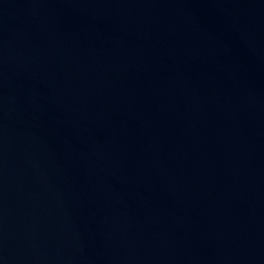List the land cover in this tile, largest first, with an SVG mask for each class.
Returning a JSON list of instances; mask_svg holds the SVG:
<instances>
[{
    "label": "water",
    "instance_id": "water-1",
    "mask_svg": "<svg viewBox=\"0 0 264 264\" xmlns=\"http://www.w3.org/2000/svg\"><path fill=\"white\" fill-rule=\"evenodd\" d=\"M0 264H264V0H0Z\"/></svg>",
    "mask_w": 264,
    "mask_h": 264
}]
</instances>
